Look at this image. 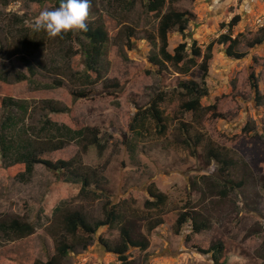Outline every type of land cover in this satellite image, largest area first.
Segmentation results:
<instances>
[{"label":"rangeland","instance_id":"rangeland-1","mask_svg":"<svg viewBox=\"0 0 264 264\" xmlns=\"http://www.w3.org/2000/svg\"><path fill=\"white\" fill-rule=\"evenodd\" d=\"M174 7L196 18L187 39L176 31L170 34L171 52L194 39L206 51L227 32L222 24L241 15L233 35H243L238 49L246 57L232 59L224 45L215 44L209 94L197 113L182 109L188 98L178 86L182 81L201 83L202 72L193 67L183 73L173 64L151 61L159 50V20L147 11L146 0H90L86 22L103 25L109 33L99 77L88 71L87 40L80 31H73L70 40L33 31L40 11L56 8L55 3L0 0V126L8 116L3 101L13 98L28 109L26 115L10 113L28 131L22 135L31 136L41 151L52 146L53 135L63 136L44 130L46 119L73 129L90 127L107 134L111 143L101 164L93 149L83 147L86 141H70L64 149L42 156L53 162L74 159V166L92 179L91 194L61 191L56 206L82 210L90 221L106 219L112 208L120 215L114 226L100 228L86 249L79 244L62 264H120L104 243L121 244L122 227L129 228L134 239L149 243L146 251L129 250L131 264H222V256L214 259L200 252L219 243L225 253H241L243 260L236 264H264V43L250 45L261 32L256 21L264 15V0H182ZM128 28L134 30L130 42ZM26 40L40 47L34 49ZM252 69L258 93L251 84ZM160 94L166 131L160 132L146 114L136 124L137 114L147 111ZM53 108L68 111L56 113ZM210 148L233 158L236 166L222 173L221 164L208 157ZM13 164L4 159L0 146V224L20 219L32 223L35 233L18 238L0 229V264L48 261L56 255L63 231L61 218L54 210L47 212L42 200L61 174L37 164L31 176L21 179L9 167ZM227 181L231 190L224 188ZM241 181L244 187L236 188ZM150 190L165 194V204L154 205ZM186 211L209 229L194 233L188 222L178 232L177 219Z\"/></svg>","mask_w":264,"mask_h":264},{"label":"trees","instance_id":"trees-1","mask_svg":"<svg viewBox=\"0 0 264 264\" xmlns=\"http://www.w3.org/2000/svg\"><path fill=\"white\" fill-rule=\"evenodd\" d=\"M43 2V0H38ZM55 3L58 7L60 0H47ZM182 0H146V9L150 14L156 15L158 21L157 36L159 39V50L156 56H152L150 59L156 65H162L163 63L173 64L176 67H180L183 73H189L191 68L199 67L202 72L201 83L197 81H182L179 83V88L185 93L188 98L182 105V109L186 112L197 113L202 110V99L209 94L207 86V78L209 76L210 62L213 59V49L216 43L224 45L227 55L232 59H243L246 57V53L239 51V45L241 44L242 34H238L234 37V28L241 22V15L234 16L227 24H222V28L226 29V33L220 34V36L210 42L206 51H203L202 45L198 40H192L191 44L184 41L181 42L173 52L169 50L170 46V34L173 32H179L184 39L189 37L187 32L189 25L195 20L196 15L187 11L180 10L174 7V4ZM168 6V10L165 8ZM90 11V8H89ZM88 30L86 32L80 31L81 35L87 40L85 45V54L87 56L88 71L97 74V77L101 76L100 62L103 57L104 47L109 40V33L103 25H94L88 23ZM260 34L254 36L250 45L257 46L264 43V29L260 30ZM127 38L130 42V38L134 36V30L132 28L127 29ZM73 31L67 32L60 36L62 40L72 39ZM153 39L155 36L150 35ZM25 44L34 49L40 47L38 42L33 40H26ZM90 77V76H87ZM251 84L259 92V85L256 78L255 70L252 69L250 74ZM164 101V97L160 94L152 101V105L144 113L137 114L135 117L136 124H141L145 114L154 119L159 126V131H166V125L164 124V116L160 110V104ZM4 105L8 109L7 117L3 119L0 129V146L1 152L5 160H9V163H14L9 166L16 176L21 179L23 177H29L33 174L34 168L37 164H44L50 170L56 171L61 174V178L58 181L52 183L47 192L45 193L42 206H44L47 212L53 211L56 217L61 218V226L63 235L61 239H58L56 246V255L48 261H36L34 264H62V261L74 250L79 244H82L83 248H87L93 241L95 234L100 228L105 226H114L120 219V215L113 210L108 212L106 219L90 221L88 216L82 211L77 209H64L56 206L55 203L59 201V192L68 191L70 193H76L79 195H89L93 191L92 179L89 178V174H84L74 166V159L72 160H58L56 162L44 159L42 156L44 152H54L64 149L65 145L70 141H86L83 145L84 148H91L95 152L98 158L97 164H101L105 160V156L109 151L110 141L107 138V134L99 133L90 127H83L81 129H73L66 125H59L56 122H52L50 119H46L43 122L42 128L44 130H54L56 134H62V138L54 139L52 146L47 150H39L36 147L35 140L33 141L31 136L25 137L28 131H24V127L19 126V118L13 111H19L21 114H27V106L21 102L7 98L3 101ZM52 103V102H51ZM53 104V103H52ZM49 107L51 105L48 104ZM215 107H213L214 109ZM67 112L66 108H53V112ZM12 112V113H10ZM142 115V116H141ZM14 130V132H12ZM10 131V133H9ZM22 132L24 135H22ZM200 142V141H199ZM197 143V141H195ZM209 159H213L221 164L220 171L223 173L228 172L230 168L236 166V161L229 157L227 154L215 149L210 148L208 150ZM17 166V167H15ZM68 176L75 180H70ZM224 185L225 189L231 190V182L227 181ZM246 183L241 181L236 184V188L244 187ZM264 187V186H263ZM151 196L156 200L154 205L165 204L167 197L162 192L150 190ZM223 196L227 195L224 191L221 193ZM55 205V206H54ZM191 222L192 231L194 233H201L209 229V225L201 220L198 216L191 215L189 211L183 212L179 215L176 227L180 232L183 227ZM160 223V222H159ZM158 224H156L157 226ZM154 226V227H156ZM0 229L5 233H12L18 238H26L35 233V227L32 223L26 222L20 219H13L8 224H0ZM68 237H71L75 242L69 241ZM121 244L116 247L104 243L109 251L118 255L120 264H131L128 257V252L131 248H137L140 251H146L149 248V243L146 240L134 239L133 232L127 228H121ZM204 254H212L214 259L217 256H222V264H236L242 261V255L239 251L226 252L223 249V244H213L206 250H201ZM222 254V255H221Z\"/></svg>","mask_w":264,"mask_h":264},{"label":"clouds","instance_id":"clouds-1","mask_svg":"<svg viewBox=\"0 0 264 264\" xmlns=\"http://www.w3.org/2000/svg\"><path fill=\"white\" fill-rule=\"evenodd\" d=\"M89 8L90 0H60L58 7L40 11L33 22V31L43 30L52 38L70 31L86 32Z\"/></svg>","mask_w":264,"mask_h":264},{"label":"built area","instance_id":"built-area-1","mask_svg":"<svg viewBox=\"0 0 264 264\" xmlns=\"http://www.w3.org/2000/svg\"><path fill=\"white\" fill-rule=\"evenodd\" d=\"M256 24L258 29H264V15L257 19Z\"/></svg>","mask_w":264,"mask_h":264}]
</instances>
